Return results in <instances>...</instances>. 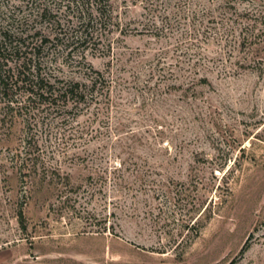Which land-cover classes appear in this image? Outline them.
Returning <instances> with one entry per match:
<instances>
[{
  "label": "rangeland",
  "instance_id": "1",
  "mask_svg": "<svg viewBox=\"0 0 264 264\" xmlns=\"http://www.w3.org/2000/svg\"><path fill=\"white\" fill-rule=\"evenodd\" d=\"M40 3L0 26L45 30ZM111 6V56L45 61L104 72L99 103L0 115V264H264V0Z\"/></svg>",
  "mask_w": 264,
  "mask_h": 264
},
{
  "label": "trees",
  "instance_id": "2",
  "mask_svg": "<svg viewBox=\"0 0 264 264\" xmlns=\"http://www.w3.org/2000/svg\"><path fill=\"white\" fill-rule=\"evenodd\" d=\"M40 1L37 15L46 24L45 30L18 36L0 26V115L3 122L18 115H35L36 110L52 109L63 116L76 110L78 114L92 103H99L110 88L105 73L92 65L87 74L88 82L82 83L62 79L51 69L48 71L45 61L47 55L60 52L66 63L72 60L81 66L86 59L85 49L89 47L111 56L115 44L111 35L121 28L111 0ZM123 33L127 35L126 31ZM18 216L24 226L22 209Z\"/></svg>",
  "mask_w": 264,
  "mask_h": 264
}]
</instances>
